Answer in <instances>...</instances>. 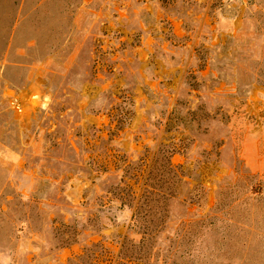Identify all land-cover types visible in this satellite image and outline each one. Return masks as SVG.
<instances>
[{"label":"rangeland","instance_id":"1","mask_svg":"<svg viewBox=\"0 0 264 264\" xmlns=\"http://www.w3.org/2000/svg\"><path fill=\"white\" fill-rule=\"evenodd\" d=\"M168 160L183 263L264 264V0H0V264H114Z\"/></svg>","mask_w":264,"mask_h":264},{"label":"trees","instance_id":"2","mask_svg":"<svg viewBox=\"0 0 264 264\" xmlns=\"http://www.w3.org/2000/svg\"><path fill=\"white\" fill-rule=\"evenodd\" d=\"M120 106L128 108L126 112L119 110L116 119H112L118 126L123 124L127 116L132 115V101L124 97ZM174 150L170 155H173ZM180 169V166L174 167L168 160L156 179L154 177L141 185L139 193H135L127 183H120L107 190L109 203L118 201L121 207H127L131 211L130 230L138 237L137 242L126 237L119 242L120 249L114 264H185L183 260L189 259L188 256L192 253L194 255L196 249L192 245L196 243L202 228H205L202 222L207 218L206 216L201 217L197 222L190 219L181 220L177 229L172 231L170 238V235L164 236L169 218L168 202L175 196L174 188L181 183L180 177L183 176ZM189 200L192 204L191 198ZM103 206L107 208L106 205ZM226 228L228 229V225ZM226 236H224L227 239L225 244H229L230 240L228 241ZM164 241H167V247L165 251H161L164 248L162 247ZM95 261L94 258L88 264H93L92 262L96 264Z\"/></svg>","mask_w":264,"mask_h":264}]
</instances>
